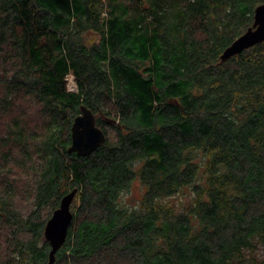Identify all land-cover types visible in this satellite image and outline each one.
<instances>
[{"label": "trees", "instance_id": "16d2710c", "mask_svg": "<svg viewBox=\"0 0 264 264\" xmlns=\"http://www.w3.org/2000/svg\"><path fill=\"white\" fill-rule=\"evenodd\" d=\"M261 3L0 0V264L49 263L75 187L53 264H264V41L221 58Z\"/></svg>", "mask_w": 264, "mask_h": 264}, {"label": "water", "instance_id": "95a60500", "mask_svg": "<svg viewBox=\"0 0 264 264\" xmlns=\"http://www.w3.org/2000/svg\"><path fill=\"white\" fill-rule=\"evenodd\" d=\"M262 41H264V3L255 7L253 24L224 50L221 58L228 59ZM105 141L106 134L96 124L95 113L86 105H81V112L74 118L72 124V143L69 151L87 156ZM77 192L78 188L75 187L62 197L59 207L54 210L45 225L44 235L51 246L48 264L55 262L57 252L67 239L69 227L74 219L71 204Z\"/></svg>", "mask_w": 264, "mask_h": 264}, {"label": "rangeland", "instance_id": "374dc122", "mask_svg": "<svg viewBox=\"0 0 264 264\" xmlns=\"http://www.w3.org/2000/svg\"><path fill=\"white\" fill-rule=\"evenodd\" d=\"M97 34L93 32H88L87 33V38L89 40L94 39ZM67 88L69 91H76L77 90V83L75 81V77L73 74H68L67 78ZM125 199H128V202H135L134 199H140L142 197V191H141V186L139 184V181L133 182V186L131 187V190L128 193H125V196H123ZM72 205V204H71Z\"/></svg>", "mask_w": 264, "mask_h": 264}]
</instances>
